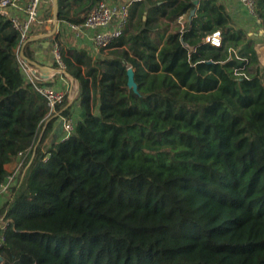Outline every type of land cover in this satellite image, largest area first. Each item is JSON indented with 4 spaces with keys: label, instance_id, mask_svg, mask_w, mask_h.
Wrapping results in <instances>:
<instances>
[{
    "label": "trees",
    "instance_id": "trees-1",
    "mask_svg": "<svg viewBox=\"0 0 264 264\" xmlns=\"http://www.w3.org/2000/svg\"><path fill=\"white\" fill-rule=\"evenodd\" d=\"M98 1L57 0L58 22H82ZM125 5L121 35L98 54L58 32L24 44L37 61L33 44L60 43L78 84L81 117L47 145L50 116L72 105L47 115L36 86L49 84L26 80L19 34L0 16V180L31 149L0 206V264H264L259 40L220 0ZM254 10L264 27V0ZM215 30L219 46L205 40Z\"/></svg>",
    "mask_w": 264,
    "mask_h": 264
},
{
    "label": "built area",
    "instance_id": "built-area-1",
    "mask_svg": "<svg viewBox=\"0 0 264 264\" xmlns=\"http://www.w3.org/2000/svg\"><path fill=\"white\" fill-rule=\"evenodd\" d=\"M238 1L245 10L246 15L257 23L260 29L264 30L254 10L255 0ZM51 5L52 0H0V16L10 21L14 30L19 34L20 44L23 45L28 39L35 35L36 29L42 22H50L51 19L46 13ZM127 17L128 8L126 5L116 7L101 0L91 8L82 22H65L64 26L74 39L89 40L94 54H98L121 35ZM205 40L214 46H219L221 43L220 30L213 31L206 36ZM51 54L58 69L64 70L65 64L62 60L60 45L57 41H53L51 44ZM20 67L30 82H33L34 75L41 73L39 69L27 65L23 61H20ZM36 89L45 97L48 113L53 112L56 106L62 103L65 98H70L67 90L53 89L48 86H36ZM73 126L74 122L71 118L64 121L63 139L67 138L73 130ZM29 154H31L30 148L24 152H19L13 168L7 172L2 180H0V203L3 202L4 196L13 191L21 181L24 171L28 166L26 160ZM7 225L8 222L1 217L0 248L6 240L4 231Z\"/></svg>",
    "mask_w": 264,
    "mask_h": 264
},
{
    "label": "crops",
    "instance_id": "crops-1",
    "mask_svg": "<svg viewBox=\"0 0 264 264\" xmlns=\"http://www.w3.org/2000/svg\"><path fill=\"white\" fill-rule=\"evenodd\" d=\"M220 1L226 6L228 12L230 13V15L233 18V20L235 21V23L238 26L242 27L243 29L247 30L248 34L250 36H253L257 40H259V43L256 46V51H257L260 63L264 66V33L262 32V29H260V27L257 25V23H255L249 17H247L245 10L243 9V7L241 6V4L239 3L238 0H220ZM125 2H126V0H116L115 2L114 1H109L108 4L118 7V6H121V5H125ZM149 7H150V5L148 3H146V10ZM179 20H181V17L179 18ZM74 40H75V44H72L73 46H76L78 48H80V47L86 48L92 54H94V51H93V49L91 47V43H90L89 40H87V39H82V40L74 39ZM38 43H39L38 45H40V42H38ZM34 55H35V57L37 59V61H36L37 63H39L40 65H44V66L49 68L46 71V73L41 72L38 75L41 78H43L45 80V82L51 83L53 81V79H54V77H53L54 73L58 72V71H55L54 68L51 67L50 63L48 62L51 57L49 55H47V54L45 55L44 53H42V49H40V50L35 49ZM21 60L25 63V61L22 58H21ZM36 76L37 75H34V78H36ZM70 81L72 82V79ZM69 101H71L70 104H69ZM69 101H68V106L72 105L71 111H72V109L74 107H76L75 111L78 110V112H80V110H79V108L77 106V102L76 101H72V100H69ZM68 106H65V107H68ZM47 115H50V114H47ZM63 117H64L63 115H60V114H57V113H55L52 116H50L49 119H54V120L52 122L51 127L48 130L49 133L44 137V140H43L44 142L43 143H46V142L49 143L51 138H57L58 140H62L63 139L62 138V136H63V129H62L63 121H62V118ZM48 120H47V122H48ZM44 130H45V126L43 127V129H42V131H41V133L39 135V140L42 139V135L45 132ZM13 165L14 164H8L5 167L9 171V170H11L13 168Z\"/></svg>",
    "mask_w": 264,
    "mask_h": 264
},
{
    "label": "rangeland",
    "instance_id": "rangeland-1",
    "mask_svg": "<svg viewBox=\"0 0 264 264\" xmlns=\"http://www.w3.org/2000/svg\"><path fill=\"white\" fill-rule=\"evenodd\" d=\"M46 15L48 17H50V19H51L50 22H42L39 25L38 29L36 30L34 37L35 36H40V37L50 36V35L53 34L52 33V29H53V7H52V5L48 9V12L46 13ZM57 29H56V32L58 31L59 38H60V40L62 42L69 43V44H75V40L72 38V36L68 32V30L64 26V24L58 22ZM262 32L264 33V30H262ZM52 42H53L52 40H46V41L40 42V45H38L39 43H35V44L32 45V48L34 49V51H35V49H38V50L42 49V53H44L45 55L47 54V55H49L51 57L49 59V61H48L50 63V66L53 67L54 69H58V67H56V65H55L56 63L54 62V60L52 58V54H51V44H52ZM53 77H54V79H53V81L51 83H48L49 84L48 87L53 88V89L67 90L68 93H69L68 95H70V98L67 97L66 100H68V101L69 100L76 101L77 93H78V84H77V82H75L73 80V78L69 74H66V73L64 74V73H61V72H55ZM71 79H72V82L70 81ZM26 80H27V77H26ZM75 110H76V107H74L72 109V111L69 113V116H64L62 118V121H63L62 129H63L64 121L66 119L71 118L73 120V122L75 123V121L81 117V112H78V110L77 111H75ZM60 113L61 112H59V111L57 112V114H60ZM47 114H49V113L47 112ZM41 130H42V126L40 127L38 136L40 135V131ZM48 133L49 132L47 131L46 135ZM63 135H64V130H63ZM47 144H48V142L44 143V145H47ZM12 193H13V191H11L10 193L6 194L4 196V200L3 201L7 200ZM1 205H2V203H0V206ZM1 217H2V215L0 214V218Z\"/></svg>",
    "mask_w": 264,
    "mask_h": 264
},
{
    "label": "water",
    "instance_id": "water-1",
    "mask_svg": "<svg viewBox=\"0 0 264 264\" xmlns=\"http://www.w3.org/2000/svg\"><path fill=\"white\" fill-rule=\"evenodd\" d=\"M52 7H53V29H52V33H55L56 32V29H57V24H58L57 0H53L52 1ZM39 38H41V37L40 36H35V37L33 36L32 38L28 39L25 43L30 42V41L37 40ZM24 44L22 45V47H21V49L19 51V54H20L21 58L25 61V63L27 65L33 66V67L39 69L41 72L46 73V71L49 69L48 67H46L44 65H40L36 61H31V60L27 59L24 56V53H23V46H24ZM54 70L55 71H58V72L66 73L64 70H60V69H54ZM128 75H129V84L132 85V86H134V82H133V79H132V70L131 69L128 70ZM70 102L71 101H69V104H70ZM66 106H68V103H67Z\"/></svg>",
    "mask_w": 264,
    "mask_h": 264
}]
</instances>
